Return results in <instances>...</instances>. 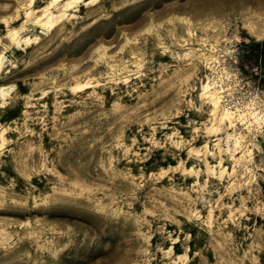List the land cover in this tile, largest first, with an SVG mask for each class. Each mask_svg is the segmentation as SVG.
Returning <instances> with one entry per match:
<instances>
[{"label": "rangeland", "instance_id": "obj_1", "mask_svg": "<svg viewBox=\"0 0 264 264\" xmlns=\"http://www.w3.org/2000/svg\"><path fill=\"white\" fill-rule=\"evenodd\" d=\"M264 0H0V264H264Z\"/></svg>", "mask_w": 264, "mask_h": 264}, {"label": "trees", "instance_id": "obj_2", "mask_svg": "<svg viewBox=\"0 0 264 264\" xmlns=\"http://www.w3.org/2000/svg\"><path fill=\"white\" fill-rule=\"evenodd\" d=\"M251 51L255 52L262 60H264V41H254Z\"/></svg>", "mask_w": 264, "mask_h": 264}]
</instances>
